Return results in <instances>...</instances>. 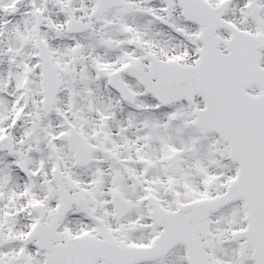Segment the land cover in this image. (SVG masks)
<instances>
[{
  "label": "snow or ice",
  "instance_id": "snow-or-ice-1",
  "mask_svg": "<svg viewBox=\"0 0 264 264\" xmlns=\"http://www.w3.org/2000/svg\"><path fill=\"white\" fill-rule=\"evenodd\" d=\"M0 264H264V0H0Z\"/></svg>",
  "mask_w": 264,
  "mask_h": 264
}]
</instances>
